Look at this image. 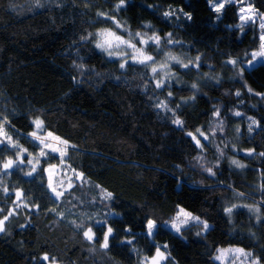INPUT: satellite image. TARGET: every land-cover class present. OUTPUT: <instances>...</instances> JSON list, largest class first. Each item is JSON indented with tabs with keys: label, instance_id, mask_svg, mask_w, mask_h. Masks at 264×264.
Returning a JSON list of instances; mask_svg holds the SVG:
<instances>
[{
	"label": "trees",
	"instance_id": "16d2710c",
	"mask_svg": "<svg viewBox=\"0 0 264 264\" xmlns=\"http://www.w3.org/2000/svg\"><path fill=\"white\" fill-rule=\"evenodd\" d=\"M25 2L0 0V122L7 120L8 135L27 149L24 163L7 173L0 167V219L13 213L0 232V264H142L165 244L168 258L162 264H219L216 251L226 247L251 251L264 264V220L255 222L242 209L231 215L224 211L236 202L235 193H243L244 200L260 203L264 217V95L253 94H264V64L246 69L240 78L226 63L236 59L246 65L260 44L257 24L239 18L244 3L235 0L218 14L208 0H125L119 12L114 11L119 0H29L43 5L27 9ZM245 4L264 14V0ZM173 9L175 15L163 16ZM97 12L115 16L133 33L155 31L164 37L171 32L179 43L162 40L163 50L188 61L199 56L200 67H174L178 81L156 88L142 65L121 69V62L96 49L93 39L81 40L106 27L120 32ZM205 74L214 80L198 82ZM160 102L167 107H157ZM216 108L218 119L212 115ZM248 117L257 121L251 131ZM36 118L44 131L69 142L63 161L87 183L76 182L60 199L48 190L46 175L57 158H40V146L25 133L34 130ZM176 118L182 127L173 123ZM220 121L223 130L212 137L210 129ZM197 128L212 141L198 136L203 152L187 135ZM17 151L0 145V162L16 160ZM33 157L39 163L27 175ZM232 159L245 167H235ZM208 167L215 175L204 170ZM178 208L211 227L203 232L189 226L175 234L163 224ZM149 219L157 226L152 238ZM97 221L113 228L107 249L100 247V229L106 227ZM89 226L92 242L83 236ZM44 255L49 261L41 259Z\"/></svg>",
	"mask_w": 264,
	"mask_h": 264
},
{
	"label": "snow or ice",
	"instance_id": "6c2138e0",
	"mask_svg": "<svg viewBox=\"0 0 264 264\" xmlns=\"http://www.w3.org/2000/svg\"><path fill=\"white\" fill-rule=\"evenodd\" d=\"M230 3L232 0H217L216 3H211L212 10L216 13H220L221 9L224 8L225 3ZM125 7V0H119V3L116 4L114 11L119 12L121 8ZM183 11V9H181ZM245 9H241V12H244ZM248 11L252 13L251 15H241L240 19L241 21H249L253 20V17L255 16V12L251 9L249 6ZM176 14V10H170V11H164L163 16L164 17H171ZM184 15L187 17L188 20H191V14L190 13H184ZM98 17H102L103 19L110 20L115 26V29H119L120 32L113 30L110 27H106L103 29H100L96 33H89L87 36H82V41H87L89 39H93L94 46L96 49H98L100 52L105 53L109 58H118L121 60V63L119 67L121 69H124L126 65H128L130 62L133 64H139L142 65L143 68L146 71L151 72V77L155 82L156 88H163L165 85V80H170L174 73L171 71L169 61L175 62L176 64H179L182 68H189L195 67L199 68L200 64V57L196 56L195 60H189L188 63H185L183 60H181L179 57L174 56L171 51H164L162 40L164 45H172L175 43H179V41H175L172 39V33H167L164 37H161L158 33L153 31L151 35H149L147 32L142 31H136L133 33L130 29H128L124 24H122L119 20L116 19L115 16H111L108 13L105 12H97ZM219 18V17H217ZM261 23L260 28L264 30V14H261ZM145 29L151 28L152 26L150 24H145L143 26ZM238 28L243 30V24H238ZM127 33V38L122 33ZM261 44L259 47V50L253 51L250 53V58L247 61L248 67H254L255 62L257 61V58H264V32L260 35ZM154 45V49L152 51L148 50L149 45ZM131 50V51H128ZM153 53H159L163 56V60L157 59V56ZM227 64H230L233 66L234 69H238L237 75L240 78H243L244 73L246 71V67L242 62H239L236 59H229L226 61ZM161 73V75L158 77L157 73ZM217 83H219V80L217 79ZM193 88H197L196 84L192 85ZM244 87L247 88V91L249 93H253V89L250 87H247V84L244 85ZM255 95H264L261 93H253ZM169 96L172 95V93L169 91ZM236 96H240V91L235 92ZM194 99V96L192 97ZM157 107L166 108L167 105L164 102H160L157 104ZM179 107V106H177ZM171 111V109H169ZM175 115V114H174ZM213 117L219 118L220 117V109L216 108L213 112ZM233 115L239 117L242 115L239 111H234ZM248 119L251 121V124L249 125V131L252 130V124H257V121L252 119V117H248ZM7 123V120L0 122V137H3L4 139H0V145H7L9 147H13L18 149L16 153V160L13 159H7L3 162H0V167L4 170L5 173H7L17 162L24 163L23 154L27 152V149L22 148L18 143L14 142L12 137L8 135L4 125ZM34 130L28 133L29 136L32 137V140L38 142L40 145V151H39V157H48L49 153L53 154H59L61 158V163H63V157L67 155V149L70 146L69 142L65 139H62L59 136L54 135L52 132L44 131L43 127V121L39 118L35 119L33 122ZM173 123H175L177 126L182 127L183 121L179 118H176ZM216 129L223 130V121H220L215 125L214 128L210 129L211 136L214 137L216 134ZM239 131V129H237ZM188 136L191 137L192 141L195 142V145L197 148L203 152L205 150V145L201 142V139L198 138L202 137L204 141H208L211 143L210 136L208 133L203 131L200 128H197L195 132H188ZM74 147V145H71ZM227 146V145H225ZM217 147V152L220 153V156L223 157L224 152L220 148L219 145ZM47 150V151H46ZM235 150V149H233ZM253 150H248L247 154L252 155ZM28 155H31V153H28ZM260 155L264 156V153H260ZM39 157H33V160H35L36 164L39 163ZM33 160H29L28 163H33ZM198 162L203 160L202 156L197 157ZM231 164L235 165L238 168L245 167L244 164L240 163V161L236 159L231 160ZM218 166V165H217ZM55 165L50 166L46 171L49 172V184L48 187L53 191V193L56 195L57 198L64 195L63 192H59L56 190V188L53 187L51 174L53 169L55 168ZM36 170L35 164L33 165L32 171L28 172L27 175H32V172ZM205 171L208 172L209 175H215L213 172V169L211 167L205 168ZM76 179H83L82 173H75ZM72 186L71 178H69V187ZM4 191L7 193V188L4 189ZM238 195H243V193H239ZM16 196L19 198L21 196L20 192H16ZM107 196L110 197L111 193H107ZM236 207V205H232L231 207H226L224 209L225 213L228 215H231L233 212V209ZM244 207H247L249 211L259 213L260 209L255 206H249L244 205ZM2 211V209H0ZM55 211V209H53ZM13 215L12 212H9L7 215L4 216L3 219H0V232H5V222L8 220L9 216ZM183 216L184 219H180V217ZM189 220L196 221L199 224L203 225V229L206 231L208 229V224L205 221L200 220L199 217L193 216L190 212L185 211L183 208H179V211L177 212L176 217L171 223V228L174 229L177 233L181 231V225L186 224ZM98 224L105 226L106 231L104 228H101L100 230L103 232V242L100 243V247L107 249L109 247V237L113 234V228L111 226H108L107 221H97ZM83 223L76 225L77 228L83 227ZM156 223L154 220L149 219L146 224L147 229V235L153 236L154 235V229L156 228ZM83 236L86 240L89 242H92L95 238V233L93 232V228L91 226L87 227L86 230L83 232ZM127 243L131 244L132 241L128 240ZM163 248H167L168 245H163ZM225 251H231L235 253H239L240 255H243L245 258L250 257L252 254L250 252L246 253L243 249L237 248V249H229V250H220L221 255L224 254ZM168 257L166 254L161 251V247L157 246L155 255L151 258L145 257L144 262L142 264H160L162 260H166ZM44 261H49V256L44 255L41 257ZM216 259H220V257H216ZM52 264H55V261H52ZM252 264H259V260H253Z\"/></svg>",
	"mask_w": 264,
	"mask_h": 264
},
{
	"label": "rangeland",
	"instance_id": "374dc122",
	"mask_svg": "<svg viewBox=\"0 0 264 264\" xmlns=\"http://www.w3.org/2000/svg\"><path fill=\"white\" fill-rule=\"evenodd\" d=\"M21 1V0H20ZM26 2L24 4H22V6H25L26 5V9L27 8H30L31 7H39L43 4L41 3H35L33 5H31V3H29V0H25ZM235 0H232V2H234ZM240 2L244 3L242 6H240L239 8V18L241 15H251L252 13H250L248 11V8H249V5L245 4L246 0H239ZM217 0H211V3H216ZM230 2V3H232ZM211 3H210V0H208V5L209 7L212 9L211 7ZM229 3H225V5H227ZM251 7V6H250ZM241 9H245L244 12H241ZM251 9L255 12V16L253 17V20H249V21H241V23L243 24H248V23H256L258 28L260 29V34H259V38H260V35L262 34V32H264V30H262L260 28V23L262 22L261 21V14H259L256 10H254L252 7ZM222 11V9H221ZM220 11V13H221ZM218 13V14H220ZM241 20V19H240ZM260 44H261V40H260ZM260 44H259V47H260ZM259 47L257 48V50H259ZM256 50V51H257ZM128 51H131V50H128ZM105 54V53H104ZM106 55V54H105ZM174 56H177L179 57L181 60H183L185 63H188V58L185 57V56H180V55H176V54H173ZM107 56V55H106ZM108 57V56H107ZM109 58V57H108ZM110 59H114V60H119L121 62L120 59L118 58H110ZM160 60H163V57L161 56V59ZM129 64H133V63H129ZM169 64H170V68H171V71L174 73V76L170 79V80H165V81H168V82H172L174 81L176 78H177V81L180 77V75L178 73L175 72L174 70V67H179L180 69L182 68L179 64H176L175 62H172V61H169ZM258 64H264V58H257V61L255 62V66L258 65ZM136 65H139V64H136ZM246 67L247 70L253 68V67H248V65H244ZM161 75V73H157V76L159 77ZM212 77V76H211ZM210 76L208 75H199L197 76V81L198 82H204V81H207V80H214V78L212 77L211 78ZM37 119V118H36ZM35 120V119H34ZM33 120V121H34ZM41 120V119H40ZM32 121V122H33ZM34 126V125H33ZM254 126V124L252 125ZM32 129V128H31ZM31 129H27L25 131V133H30ZM46 132V131H45ZM28 135V134H27ZM29 136V135H28ZM31 137V136H30ZM32 138V137H31ZM202 138V137H201ZM36 142V141H35ZM38 144V142H36ZM39 145V144H38ZM40 146V145H39ZM47 151V150H46ZM48 156H51V157H55L57 158V163L56 164H53L55 165L56 167L53 169L52 171V174H51V179H52V184H53V187L56 188L57 191L59 192H63L64 194L66 193H69L71 192L73 189H74V186L76 185V182L78 183H84V184H87L86 182H84V179H76V176H75V173H77L76 171L72 170L70 167H68L66 165L65 162L61 163V158L59 156V154H53V153H49ZM40 158H43V157H40ZM65 156L63 157V160H64ZM29 160H33V158H30ZM237 160V159H236ZM36 164L35 160H33V163H30V165H34ZM52 166V165H50ZM50 166H48L46 169H48ZM235 166V165H234ZM236 167V166H235ZM3 170V169H2ZM4 171V170H3ZM46 175H47V179H48V184H49V172L46 171ZM69 178H71V183H72V186L69 187ZM48 190L50 191V193L52 194V196L56 199H60L62 198L59 197L57 198L56 195L53 193V191L48 187ZM108 193V192H106ZM97 195V194H96ZM103 196V195H102ZM100 196V197H102ZM235 197H236V202L233 204V205H236V207L233 209V211L235 210H238V209H242V210H245L247 213H249L250 215H252L255 219V222H261L264 220V217L261 213V208H260V203L257 202V204L255 203H252L250 201H246L244 200V198H242L243 196L242 195H238V193H235ZM244 205H249V206H255V207H258L260 209L259 213H255V212H251L249 211V209L247 207H244ZM178 211H179V208H178ZM186 211V210H185ZM189 212V211H187ZM192 214V213H191ZM177 215V214H176ZM176 215L168 222V223H164L163 225L169 229L170 231L174 232L175 234H179L181 233V231L189 226H198L203 232L205 231L203 229V225L202 224H199L197 223L196 221H193V220H189L186 224L184 225H181V231L179 233H177L174 229L171 228V223L172 221L174 220V218L176 217ZM193 216L195 217H198L194 214H192ZM180 219H184L183 216L180 217ZM201 220V219H200ZM211 226L208 224V229L210 228ZM207 229V230H208ZM206 230V231H207ZM152 238V236H150ZM239 247H226V248H219L217 251H216V255H215V261L219 264H252V261L253 260H258L254 254L251 252V251H248V250H244L246 253L250 252L252 255L248 258H245L243 255H240L239 253H235V252H231V251H225L223 255H221V252L220 250H229V249H237ZM242 249V248H240ZM161 251H163L166 256H167V253L166 251L163 249V247H161ZM220 257V259H216V257ZM165 260H162L160 262V264H162ZM259 264H262L261 262H259Z\"/></svg>",
	"mask_w": 264,
	"mask_h": 264
}]
</instances>
